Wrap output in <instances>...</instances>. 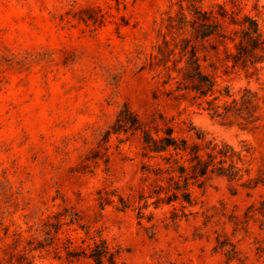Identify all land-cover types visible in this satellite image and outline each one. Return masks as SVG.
Instances as JSON below:
<instances>
[{"label": "rangeland", "instance_id": "1", "mask_svg": "<svg viewBox=\"0 0 264 264\" xmlns=\"http://www.w3.org/2000/svg\"><path fill=\"white\" fill-rule=\"evenodd\" d=\"M177 1L0 0V264H18L25 241L63 206L92 217L98 190L126 196L144 188L138 134L100 142L124 105L143 119L161 112L178 127L191 122L208 139L237 148L246 142L254 151L253 172L264 164L262 128L241 130L186 103L154 101L155 91L164 100L162 92L174 86H163L165 72L147 62L162 35L171 38L166 24ZM216 2L227 8L234 2L264 22V0H204L203 6ZM218 75L235 94L249 87L264 96V65L250 82L240 71ZM194 195L193 214L176 225L167 220V206L150 207L151 222L106 206L92 230L119 250L123 264H226L214 248L219 235L237 249L239 261L230 264H264V233L251 223L247 234H233L227 219L264 199V186L217 179ZM69 233L80 246L83 232ZM28 257L32 264H90L52 251Z\"/></svg>", "mask_w": 264, "mask_h": 264}, {"label": "trees", "instance_id": "2", "mask_svg": "<svg viewBox=\"0 0 264 264\" xmlns=\"http://www.w3.org/2000/svg\"><path fill=\"white\" fill-rule=\"evenodd\" d=\"M203 1L178 0L177 13L168 16L166 28L171 38L162 35L161 42L149 55L147 66L165 72L163 86L171 82L174 86L162 92L164 100L158 91L153 99L171 106L186 103L222 125L264 130V96L249 87L235 94L228 83L217 80L218 74L227 76L235 71L242 72L248 82L259 80L264 65V22L261 24L257 16L244 12L234 2L231 8L218 2L205 8ZM121 134H138L144 188L126 196L116 190H98L97 211L92 217L74 207L63 206L46 218L37 234L25 241L17 254L18 264H32L28 254L36 251H52L55 257L68 262L123 264L119 261V250L110 248L99 230H92L106 206L121 212L131 210L138 220L148 222L154 218L152 212L146 213L150 207L157 210L167 206V220L176 225L193 214L191 209L198 204L195 188L204 190L217 179L249 189L264 186V164L253 172L254 151L246 142L237 148L225 141L208 139L191 122L178 127L173 116L161 112L143 119L126 105L100 142L106 144L111 135ZM227 219L233 234H247L251 223L264 233V199L250 204L242 215L232 213ZM78 230L84 234L80 246L74 244L69 233ZM21 242L16 238L14 247ZM214 248L222 252L226 264L239 261L235 245L225 236H217ZM259 251L264 254V248Z\"/></svg>", "mask_w": 264, "mask_h": 264}]
</instances>
